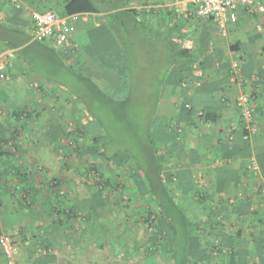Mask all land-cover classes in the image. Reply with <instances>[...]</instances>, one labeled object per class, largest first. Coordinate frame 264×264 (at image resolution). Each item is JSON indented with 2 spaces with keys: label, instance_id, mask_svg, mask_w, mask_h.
I'll use <instances>...</instances> for the list:
<instances>
[{
  "label": "crops",
  "instance_id": "0c3cea01",
  "mask_svg": "<svg viewBox=\"0 0 264 264\" xmlns=\"http://www.w3.org/2000/svg\"><path fill=\"white\" fill-rule=\"evenodd\" d=\"M69 1L58 11L55 0H22L19 9L0 0V28L24 33L0 29L8 76L0 82V230L14 239L17 264H91V251L102 250L105 219L92 220L85 174L130 157L108 153L90 128L95 118L72 105L80 91L112 108L148 107L147 157L159 160L148 171L160 172L164 203L178 206L179 219L199 225L185 248L191 264H264V12L242 14L224 32L178 13L172 0H97L102 11L82 13L74 53L53 39L33 41L32 14L65 17ZM22 37L18 48L6 46ZM244 95L255 111L249 140ZM129 172L132 187L158 205L144 172Z\"/></svg>",
  "mask_w": 264,
  "mask_h": 264
},
{
  "label": "rangeland",
  "instance_id": "374dc122",
  "mask_svg": "<svg viewBox=\"0 0 264 264\" xmlns=\"http://www.w3.org/2000/svg\"><path fill=\"white\" fill-rule=\"evenodd\" d=\"M55 1L57 10H63L65 0ZM69 83L72 85L71 80ZM79 88L81 86L75 89ZM29 92L34 93L32 89ZM76 95L79 101L73 98L72 105L84 108L95 118L90 128L97 129L105 137L108 153L117 157H130L129 162L124 159L121 165L114 161L108 162L109 170L106 174L95 172L93 167L85 174L86 190L91 197V206L88 208L92 220L103 215L105 220H101V223L105 222L107 234L105 240L100 242L101 252L92 250L89 254L90 263L175 264L174 252L171 250L173 239L169 242L166 236L158 205L150 197L148 190L133 188L130 182V169H151L146 151V146L150 143L146 134L148 107H141L133 100L123 108H112L110 104L93 99L89 92L80 91ZM116 110L122 116H116ZM1 131L4 132L2 127ZM91 144L92 148H95L94 145L98 147L92 140ZM92 159L90 164H93ZM96 196L103 205L98 207L95 204L93 198ZM167 217L165 218L168 220ZM94 242L96 241L92 239V245H95Z\"/></svg>",
  "mask_w": 264,
  "mask_h": 264
},
{
  "label": "built area",
  "instance_id": "2783aa9c",
  "mask_svg": "<svg viewBox=\"0 0 264 264\" xmlns=\"http://www.w3.org/2000/svg\"><path fill=\"white\" fill-rule=\"evenodd\" d=\"M11 2L18 9L22 7V0H11ZM170 6L174 7L178 13L195 16L200 21H214L224 32L228 25L238 23L242 14L254 15L264 12V2L260 0H172ZM81 18L82 14L56 17L53 14L35 12L32 14L31 39L35 42H46L53 39L58 47L71 45V52L74 53L79 47L74 42V37ZM233 69L235 74L238 73L240 63L236 62ZM7 79L6 73L1 72L0 82ZM251 103L250 95H244L238 102L241 121L247 132L244 135L245 140H249L256 133V128L253 126L255 111ZM249 169H256L254 162L249 165ZM0 250L7 264H17L16 243L11 236L1 231Z\"/></svg>",
  "mask_w": 264,
  "mask_h": 264
},
{
  "label": "trees",
  "instance_id": "16d2710c",
  "mask_svg": "<svg viewBox=\"0 0 264 264\" xmlns=\"http://www.w3.org/2000/svg\"><path fill=\"white\" fill-rule=\"evenodd\" d=\"M101 11L102 8L97 0H70L65 6L66 16L72 14H82V13H100ZM0 29L10 31L13 34H17L19 36L24 35V33L18 30L10 29L7 27H1ZM0 40L4 41L3 34L1 31H0ZM22 42H25V39L23 37L22 39L16 38L13 41H8L6 46L8 48L15 49L18 48ZM246 133L247 132L245 131L244 135ZM158 161H159L158 158L149 161V163H151V167H150L151 170L154 165L157 166L156 164H158ZM157 168L159 167H156V169ZM148 170L150 169H147L146 171L143 172L144 175H146L149 178L150 184L152 185V189L150 191L155 196L158 206L162 209L164 213V215L162 214L161 216L164 221L163 226L165 227V230L168 232V234L170 233L173 235L172 239L174 243L177 245V251L174 252L175 264H191L190 256L185 248L187 246L191 234L195 231V229L199 230V225L189 220H185V221L182 219L180 220L179 216L177 215L181 213V211L178 209V206L174 205L176 211H173L172 205H168L164 203L165 198L163 195H165V197L168 198L169 194L167 193V189L165 188V186L163 187L162 185L160 172L155 171V173H152ZM156 182H158L157 184H159L158 187H155ZM182 216L184 217V215ZM165 217L169 218L168 219L169 222Z\"/></svg>",
  "mask_w": 264,
  "mask_h": 264
}]
</instances>
